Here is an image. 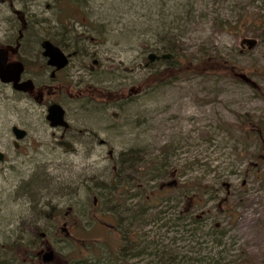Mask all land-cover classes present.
I'll list each match as a JSON object with an SVG mask.
<instances>
[{
    "label": "rangeland",
    "instance_id": "374dc122",
    "mask_svg": "<svg viewBox=\"0 0 264 264\" xmlns=\"http://www.w3.org/2000/svg\"><path fill=\"white\" fill-rule=\"evenodd\" d=\"M126 1L0 0V47L10 46V60L22 61L37 87L23 95L0 82V150L6 154L0 163V264H39L29 254L36 251L43 264H60L58 256L95 264L85 246L93 249L97 244L90 241L101 240L108 251L119 248L118 221L123 218L126 227L130 213L149 223L131 226L139 246L122 260L114 257L115 264H155L160 251L187 255L188 264H207L216 253L210 234L215 225L227 230L229 255L246 252L252 264H264V177L256 180L246 172L256 147L225 129L235 124L248 131L251 120L264 118L263 93L228 77L186 74L146 87L147 78L168 61L150 63L132 42L127 31L132 20H140ZM138 1L132 2L140 9ZM45 39L59 41L70 57L57 82L42 56ZM185 45L184 58L218 54L264 87V40L233 35L210 22L194 28ZM56 83L64 89L42 90ZM52 102L66 113L71 151L58 145L62 130L45 118ZM13 126L27 136L17 140ZM196 183L206 193L200 208L192 204ZM112 187L118 207L109 199ZM156 195L163 201L144 202ZM226 197L235 218L217 213ZM194 218L202 220L192 224ZM28 241L38 243L24 259ZM50 250L55 256L46 263L42 256Z\"/></svg>",
    "mask_w": 264,
    "mask_h": 264
},
{
    "label": "trees",
    "instance_id": "16d2710c",
    "mask_svg": "<svg viewBox=\"0 0 264 264\" xmlns=\"http://www.w3.org/2000/svg\"><path fill=\"white\" fill-rule=\"evenodd\" d=\"M132 1L133 0L126 1L129 7L128 10L132 8L138 10L134 11V15H136L137 20H140H132L133 23H131V28L129 27V30L127 31L131 34L132 38L134 37V40L131 39L132 42L138 43L135 45L140 50L141 54L144 55H163L168 53L172 55V59L166 62L168 64L167 68L163 69L162 71H158L147 78V81L144 84L146 87L156 85L158 82L166 83L171 78H178V75L183 74L201 77H228L234 82L241 81L236 77V74L238 73H242L250 79L252 78V73H244L243 68L235 67L231 62L226 61L218 54L211 55L202 52L199 58H184V54L187 50L185 48V42L193 29L196 28L200 23L208 24L210 22H212L214 27L222 31L225 30L230 34L239 36L248 34L251 35L254 40L263 41L264 0H139L138 7L140 9H137L136 5L133 6ZM59 2L60 4L63 2L71 3L70 0H55L56 5ZM211 5L215 6L216 8L210 10ZM143 11L146 13H142ZM63 18L70 20L69 16ZM90 27L94 29L97 34H103L102 29H99L98 26L90 25ZM101 27H103V25ZM53 42L57 46L60 45L59 41L53 40ZM139 44H141V46H138ZM84 55H86V53ZM254 91L255 93L260 92L264 95V87L261 88L257 85V87L254 88ZM250 124L251 125H248V131L243 128H238L235 124H228L227 128L225 129L228 132L234 134L241 133L242 139H244L246 143H250L251 141L255 144L256 151L251 153V163L247 165L246 172L248 173L247 175H250L251 177L253 176L254 179L262 180L264 177V118L260 117V119L257 118L255 121L251 120ZM162 151H164L166 154L167 148H164ZM245 152H247V150ZM167 157L168 156L164 157V160ZM185 187L181 188V190H183L182 194L185 193ZM195 188V192H193L194 197H192V204L193 207L200 208L205 206V203H202L201 199L206 197V193L204 192L205 190H203L204 188L197 183L195 184ZM111 189H113V192L109 193L111 195L109 199L110 201L114 202V207H118L119 200L117 195L119 196V193L117 189L113 187ZM156 196L157 197L153 198H144V202L147 203L149 201L150 203H155L158 201L155 199L161 200L160 202L163 201L160 197H158V195ZM206 202H208V200H206ZM227 203H229L227 197L225 199L219 200L216 207L217 209L221 210L217 213H220L221 211L227 212L228 218H235V212L227 205ZM131 215L132 213L129 215V223L126 227L123 226V218H120L118 221V233L121 234V239L117 244V247L119 248L115 249L114 251H108L106 242L101 240L90 241L94 244H97V246L93 249H89L85 246L86 251H90L91 255L96 259L97 263L95 264H99L100 260L110 261V258H113L110 261V264H115L117 261L114 259V257H116L118 260V256H121L122 260L125 258L127 250H131L134 246H139V244H134L136 240L138 241V239H140L138 236L139 234L133 233L131 226L137 224V227H142L143 225H147L149 221L144 219L140 220L139 216H142L140 214H137L136 216ZM194 219L195 220H193L192 224H196L198 222L200 223L202 220L200 218ZM176 220L185 221L184 217H177ZM120 225L122 226V229L119 230ZM164 226H166V224ZM210 230H212L210 234H212L216 243L214 246L216 253H214L213 256L207 260V264H252V261L246 257V252L242 253L241 251L240 253V251L237 250L238 253L235 252L232 255H229L232 251L227 248L226 242L223 240V238L227 235L226 229L222 227L220 228V225H215L214 227L211 226ZM189 231L194 232L193 229H190ZM37 243L38 241H28L25 245H22L24 259L30 254L33 261L37 259L39 264H43L40 262V253L37 251L36 253H26V251L33 250V247H35ZM10 251L12 252V249ZM139 255L140 254L136 253L131 256L133 258ZM155 257H157L155 264L189 263V261H187L189 260L187 255L173 256L167 253V251H160L155 255ZM15 258L16 257L14 256L13 260ZM80 260L84 259L81 258ZM24 261L25 260H23V263ZM58 261L60 264H75V260L72 259L71 261V259L68 257L58 256ZM4 264H9V262L7 261Z\"/></svg>",
    "mask_w": 264,
    "mask_h": 264
},
{
    "label": "water",
    "instance_id": "95a60500",
    "mask_svg": "<svg viewBox=\"0 0 264 264\" xmlns=\"http://www.w3.org/2000/svg\"><path fill=\"white\" fill-rule=\"evenodd\" d=\"M246 44L249 47H253L255 41L246 40ZM41 49L43 52V56L47 59L48 66H53L56 70H61V68H65L69 64V58H67L60 47H58L54 42L50 40H43L41 43ZM9 50L8 48L0 47V81L3 84L11 83L12 87L15 91L21 92H29L33 90L35 86L33 85V81L28 79V81H21V74L24 72V64L19 61L16 62H8L9 58ZM172 59L171 54H163V55H155L149 54L148 60L150 63L157 62L159 60H170ZM236 77L239 78L243 83L250 84L253 88H256L257 85L254 83L249 77L242 73L236 74ZM47 110L46 119L49 122L50 127L53 129H63L68 130L70 128V124L66 121V113L64 112L63 107L56 102H53L49 105ZM12 132L14 133L17 140L23 139L27 136V132L21 128L16 126L12 127ZM59 146H62L67 151L72 150V144L68 141L60 140L58 142ZM5 158V154L0 151V162ZM55 256V252L53 250L45 252L42 256V260L46 263L51 262Z\"/></svg>",
    "mask_w": 264,
    "mask_h": 264
},
{
    "label": "flooded vegetation",
    "instance_id": "af4514ba",
    "mask_svg": "<svg viewBox=\"0 0 264 264\" xmlns=\"http://www.w3.org/2000/svg\"><path fill=\"white\" fill-rule=\"evenodd\" d=\"M50 41H52V40H50ZM53 42V41H52ZM10 47V46H9ZM9 47H6V48H8V50H9V53H10V49H9ZM59 47V46H58ZM3 48V47H2ZM61 50H62V52L64 53V55L67 57V58H69V63H70V57H69V55H67L65 52H64V50L61 48ZM41 52H42V49H41ZM8 53V54H9ZM42 56H43V52H42ZM43 58H44V62L46 63V68L50 71V74H51V79L55 82H57V78H58V76L59 75H61V73H62V71H65L66 70V68L68 67H65V68H61V70H56V68L55 67H53V66H48V63H47V59L43 56ZM16 61H19V62H21L22 64H24L22 61H20V60H16ZM16 61H11L10 60V54H9V58H8V62H16ZM92 63L94 64V65H96L97 64V61H95V60H93L92 61ZM69 65V64H68ZM24 68H25V70H24V72L21 74L22 76H21V81L22 82H24V81H28V79H31L32 81H33V79L32 78H30L29 76H27L26 74V65L24 64ZM1 82V81H0ZM2 83V82H1ZM3 84V83H2ZM57 84V85H56ZM54 86H48V85H41L42 86V90H47L48 92L47 93H50L51 91H53V92H56V91H58V90H61V88H62V85L61 84H59V83H56ZM6 85H10L11 87H12V84L11 83H6V84H4V86H6ZM33 85L35 86V84H34V81H33ZM37 87L35 86V88L33 89V90H35ZM62 89H64V88H62ZM33 90H30L31 92L33 91ZM29 91V92H30ZM16 92H19V93H21V94H23V95H29L30 93L29 92H21V91H16ZM42 94V92L39 94V97L40 96H42L41 95ZM31 95V94H30ZM53 103V102H52ZM57 103V102H56ZM51 105V104H50ZM65 112V111H64ZM65 118H66V116H65ZM14 127V126H13ZM60 130H62V133L58 136V138H57V143L60 141V140H64V141H67L66 140V131L67 130H63V129H60ZM69 130V129H68ZM59 145V144H58ZM62 147V146H61ZM63 148V147H62ZM64 149V148H63ZM1 151V150H0ZM3 152V151H2ZM3 154H5L4 152H3ZM6 159V154H5V158H4V160ZM3 160V161H4ZM3 161H1V162H3ZM0 162V163H1Z\"/></svg>",
    "mask_w": 264,
    "mask_h": 264
}]
</instances>
